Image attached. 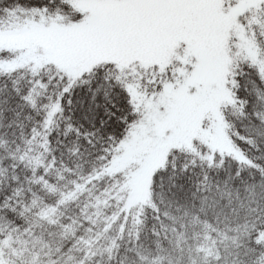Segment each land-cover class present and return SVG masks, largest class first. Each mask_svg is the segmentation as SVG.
<instances>
[{
    "label": "snow or ice",
    "instance_id": "obj_1",
    "mask_svg": "<svg viewBox=\"0 0 264 264\" xmlns=\"http://www.w3.org/2000/svg\"><path fill=\"white\" fill-rule=\"evenodd\" d=\"M0 264H264V0H0Z\"/></svg>",
    "mask_w": 264,
    "mask_h": 264
}]
</instances>
